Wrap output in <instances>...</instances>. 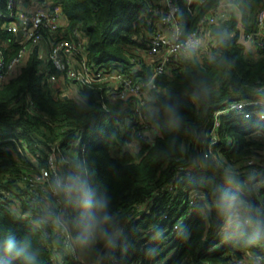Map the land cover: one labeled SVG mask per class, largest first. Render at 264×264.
Listing matches in <instances>:
<instances>
[{
	"label": "trees",
	"instance_id": "16d2710c",
	"mask_svg": "<svg viewBox=\"0 0 264 264\" xmlns=\"http://www.w3.org/2000/svg\"><path fill=\"white\" fill-rule=\"evenodd\" d=\"M7 1L0 0V8L11 13ZM55 1L67 17L66 33L79 28L86 36L91 61L122 65L128 72L137 66L135 48L148 46L147 36L159 22L160 0ZM221 1L206 0L191 12L180 0L185 31ZM234 1L239 10L209 27L215 47L192 59L181 54L177 69L157 76L146 103L148 123L157 135L148 140L139 133L145 130L136 120L134 104L120 90L79 85V96L53 90L40 70L38 48L15 76L0 82V248L4 234H14L16 248L27 242L38 264H55L54 252L60 257L57 264H78L61 232L45 237L38 220L30 219L27 197L31 179L40 172L28 156H38L46 165L50 146L59 143L66 149L80 137L85 160L72 166H86L93 187L111 197L109 233L115 240L109 246L99 238L86 247L75 242L84 264H239V257L264 255V231L256 223L226 227L227 217L218 208L222 189L237 191L255 206L253 220L264 221V137L254 134L264 133V103L244 113L229 108L239 99L264 100V45L249 48L241 38L255 30L264 0ZM10 19L0 17L6 58L20 47L14 31L3 27ZM140 64L132 74L148 76L151 64ZM226 172L235 173L242 182L239 188L226 183ZM194 194L200 199L193 201ZM17 199L23 215L12 210ZM78 216L74 208L67 218L74 238ZM52 222L44 225L52 230L60 226ZM254 232L259 239L250 243Z\"/></svg>",
	"mask_w": 264,
	"mask_h": 264
},
{
	"label": "built area",
	"instance_id": "2783aa9c",
	"mask_svg": "<svg viewBox=\"0 0 264 264\" xmlns=\"http://www.w3.org/2000/svg\"><path fill=\"white\" fill-rule=\"evenodd\" d=\"M37 1L8 0L7 7L11 10V13H6L0 8V17L11 18L8 22L3 23V27L13 30L20 43L19 49L10 58H6L4 49L0 47V82L15 76L20 71L29 53L35 48H38L40 56V50H43L42 44L47 41L50 44L47 58L50 65L45 74L53 90L62 93L65 81L78 86L88 85L94 88H107L108 91L113 88L120 90L123 97L130 99L134 104L136 120L142 124V128L145 130L141 129L139 133L141 137L147 140L156 131L151 129L150 123H148L146 103L148 95L151 94V89L156 86L157 76L179 67V61L183 53L182 46L189 38L198 37L203 42V46L208 44L211 48L215 47L217 41L210 39L209 27L211 24L219 22L220 19L227 17L230 9L233 11L239 10V4L236 1L222 0L206 10L199 17L196 27L186 32L183 25L184 19L180 16V0H160L156 6V13L162 25L157 26L147 36L148 46L141 49L143 52L135 48L137 56L133 59L134 61L137 60V66L133 67L132 72H128L122 65H97L91 61L87 56V39L81 29L75 28L71 35L66 33L67 21H65L66 16L61 3L55 0H41V3L36 5ZM183 1L187 2L191 12L197 11L206 2V0ZM25 2H28V6H25ZM20 30H22V36L19 35ZM242 39L252 48L256 47L257 44L264 45V4L258 12L255 30L248 34L243 33ZM145 55H156L151 64L152 72L148 76H134L132 73L139 70L140 63L144 62ZM263 103L264 100L259 98L239 99L232 102L229 108L244 113L251 106ZM223 111L224 109L219 110V112ZM213 134L216 139V132L213 131ZM71 149L79 152L78 158H69L67 150ZM85 150L86 146L82 144L79 137L71 142L69 148L66 149L59 143L50 146L45 156L46 165L40 164L38 156L30 155L35 159V161L30 159L31 162L40 166V172L31 179L29 184L30 194L27 197L31 208L30 213H28L30 219L32 221L38 220L45 237L61 232L66 241L71 242L72 249L76 253L77 259L80 260L78 264H84L86 259L81 258L74 246L75 238L69 230L67 219L68 216L74 215L75 207L69 203L63 194L55 190L52 181L57 176L63 177L77 171L72 163L85 160V156L82 154ZM212 151L211 142L209 143L208 152L211 153ZM22 152L27 155L26 152ZM30 156L28 157L30 158ZM194 199L200 198L197 194H194L192 200L194 201ZM12 203V210H15L18 215H23L22 210H18V199ZM241 215L242 217L247 216V212L242 210ZM45 220L56 221L60 226L56 227L55 230L49 229L44 225ZM225 226L228 227L229 224L226 223ZM112 259L117 260L118 255H113ZM52 260L57 264L60 261L59 255L54 252ZM237 262L239 264H264V255L259 253L249 254L239 257ZM94 264H98V262Z\"/></svg>",
	"mask_w": 264,
	"mask_h": 264
},
{
	"label": "clouds",
	"instance_id": "9594fccd",
	"mask_svg": "<svg viewBox=\"0 0 264 264\" xmlns=\"http://www.w3.org/2000/svg\"><path fill=\"white\" fill-rule=\"evenodd\" d=\"M224 35L227 36V33ZM202 46L203 42L198 37L189 38L182 46V55L185 59H192ZM170 110L174 113V110L171 108ZM77 168V171L63 177L57 176L52 181L55 190L63 194L69 203L79 211V216L75 220V227L78 231L75 242L86 247L99 238L106 246L114 244L115 240L109 233V227L113 221V216L108 212L111 197L106 193L99 194L93 187L86 166L78 165ZM223 179L235 188H239L242 184L232 172H226ZM218 208L226 215V223L229 226L239 228L245 223H256L257 228L264 231V221H254L251 216V213L255 211V206L245 202L239 192L222 189ZM242 210L249 215L242 217ZM257 239H259V232H254L249 242L254 243ZM0 253H2L0 254V264H38L37 256L30 250V245L27 242H21V246L16 248L14 234H4V243L0 248Z\"/></svg>",
	"mask_w": 264,
	"mask_h": 264
},
{
	"label": "rangeland",
	"instance_id": "374dc122",
	"mask_svg": "<svg viewBox=\"0 0 264 264\" xmlns=\"http://www.w3.org/2000/svg\"><path fill=\"white\" fill-rule=\"evenodd\" d=\"M241 38H242V36H241ZM4 44V43H3ZM43 50H40V56H41V58H42V62H41V64H40V69H44V67H46L47 66V58H48V53H49V49H50V44H48V42L46 43L45 41L43 42ZM211 49V47H209V45L207 44V46L205 45V46H203V48H201L200 50H199V52L201 51V52H208L209 50ZM138 51H141V52H143V50H141V49H138ZM109 120V119H108ZM108 120L106 121V122H108ZM254 134L255 135H257V137H264V133L263 132H261V131H255L254 132ZM135 143H137V142H135ZM132 148L133 149H137L138 148V145H132ZM68 151V156H69V158H71V159H74V158H78V155H79V152L77 151V150H75V149H71V150H67ZM30 156V155H29ZM30 159H32V161H35V159H33L31 156H30ZM241 213H242V211H241ZM80 253H83V251L82 250H78ZM82 256H85V257H88V255L87 254H82Z\"/></svg>",
	"mask_w": 264,
	"mask_h": 264
},
{
	"label": "crops",
	"instance_id": "0c3cea01",
	"mask_svg": "<svg viewBox=\"0 0 264 264\" xmlns=\"http://www.w3.org/2000/svg\"><path fill=\"white\" fill-rule=\"evenodd\" d=\"M40 3H41V0H38L37 3H36V5H38ZM25 6H28V2H25ZM31 7H32V5H31ZM232 11L233 10L230 9V12H232ZM237 14H239V12ZM65 21H67V17H65ZM161 25L162 24L159 21L158 26H161ZM45 42L47 43V41H45ZM248 47L249 48H252L250 45ZM154 58H156V55H150V56L149 55L148 56L145 55V58H144L145 60L144 61L147 62L148 64H152V61L154 60ZM46 63H47V66L44 67L43 70L40 69L41 71H44L45 72V71L48 70L49 65H50L49 62H48V60H47ZM63 93H65V95L67 94V95H72V96H79L80 95V87L78 85H75V84H72V83H70L68 81H65V86L63 87Z\"/></svg>",
	"mask_w": 264,
	"mask_h": 264
},
{
	"label": "water",
	"instance_id": "95a60500",
	"mask_svg": "<svg viewBox=\"0 0 264 264\" xmlns=\"http://www.w3.org/2000/svg\"><path fill=\"white\" fill-rule=\"evenodd\" d=\"M226 30L228 31L227 28H226ZM19 35L22 36V30L19 31ZM228 36L230 37L231 35L228 33ZM95 94L97 97H99V95H100L98 91H96ZM65 96H67V94ZM156 135H157V133H153V137H155Z\"/></svg>",
	"mask_w": 264,
	"mask_h": 264
}]
</instances>
